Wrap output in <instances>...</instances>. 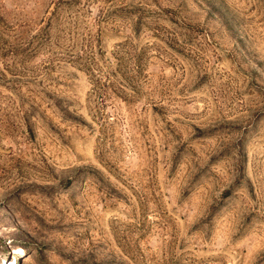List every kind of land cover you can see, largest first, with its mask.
<instances>
[{
    "label": "rangeland",
    "instance_id": "374dc122",
    "mask_svg": "<svg viewBox=\"0 0 264 264\" xmlns=\"http://www.w3.org/2000/svg\"><path fill=\"white\" fill-rule=\"evenodd\" d=\"M4 260L264 264V0H0Z\"/></svg>",
    "mask_w": 264,
    "mask_h": 264
},
{
    "label": "bare ground",
    "instance_id": "6f19581e",
    "mask_svg": "<svg viewBox=\"0 0 264 264\" xmlns=\"http://www.w3.org/2000/svg\"><path fill=\"white\" fill-rule=\"evenodd\" d=\"M18 251L22 252V248L18 247ZM2 264H17L16 262H14L13 260H4L2 262Z\"/></svg>",
    "mask_w": 264,
    "mask_h": 264
}]
</instances>
